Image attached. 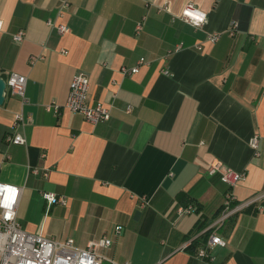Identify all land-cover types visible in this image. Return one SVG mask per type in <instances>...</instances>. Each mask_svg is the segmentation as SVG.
<instances>
[{
    "label": "crops",
    "instance_id": "obj_1",
    "mask_svg": "<svg viewBox=\"0 0 264 264\" xmlns=\"http://www.w3.org/2000/svg\"><path fill=\"white\" fill-rule=\"evenodd\" d=\"M70 3L59 18L58 0H0V77L28 79V103L8 92L0 106V182L23 190V230L79 248L109 235L118 264H264V199L212 229L228 187L209 173L219 161L245 174L233 190L240 204L264 191V0ZM188 5L207 16L203 28L178 18ZM79 75L90 80V103L111 107L108 122L65 109ZM52 104L60 115L46 110ZM15 133L27 144L7 143ZM44 193L67 204L50 206ZM188 206L196 211L180 216ZM214 231L227 245L201 260Z\"/></svg>",
    "mask_w": 264,
    "mask_h": 264
},
{
    "label": "built area",
    "instance_id": "obj_2",
    "mask_svg": "<svg viewBox=\"0 0 264 264\" xmlns=\"http://www.w3.org/2000/svg\"><path fill=\"white\" fill-rule=\"evenodd\" d=\"M60 3L58 17H64L65 13L70 9V0H58ZM184 23L195 28H203L207 22V16L196 9L193 5L185 7L182 15L178 17ZM48 26L55 27L62 35L68 32L66 25H55L52 21H48ZM3 28V22H0V30ZM238 29L236 22L232 23L229 31V36L234 37ZM143 30V23L137 25V32ZM24 32H19L14 35V41L21 43L24 40ZM221 35L214 34L209 40L212 43H217ZM181 47L177 48L180 49ZM35 62V59L32 61ZM144 63V59L140 60V64ZM140 70L135 67L131 72L124 71L129 74H136ZM164 75H170L169 70H163ZM6 81V95L9 92L12 96L19 97L22 104L28 103L26 98V89L28 79L25 76L18 74L9 75ZM90 95V80L79 75L74 78L70 86L65 109L71 113L79 114L92 125H99L108 122L111 119V107L103 103L93 105L89 101ZM47 111H53L56 115H60L61 107L52 104L45 107ZM23 115L16 116V122H22ZM259 136H254L250 145L253 149L259 148ZM6 142L14 145H26V138L15 133L6 137ZM211 175L220 174L221 181L227 185L228 191L225 195L223 210L217 218L212 229L222 227L225 222L238 214L251 204L264 199V191L255 199L246 203H238L237 197L233 193L236 186L246 179V175L238 173L230 168H226L221 162L215 161L209 168ZM30 174L35 176H43L49 178V169L41 170L38 168L30 169ZM22 188L16 185L0 182V264H118L114 259L107 255L113 245L111 236L106 235L99 239L90 241L85 248L75 246L72 240L58 241L52 238L44 237L40 234H32L23 230L18 222V208L22 195ZM44 199L48 205H66L67 199L63 196H58L54 193H44ZM196 211L194 206L180 207L178 213L180 216L191 215ZM123 227L117 226L114 229L115 235H120ZM224 241L216 231H214L206 243L199 248L197 256L204 261H213L211 250L216 247H226ZM128 264V263H127Z\"/></svg>",
    "mask_w": 264,
    "mask_h": 264
},
{
    "label": "water",
    "instance_id": "obj_3",
    "mask_svg": "<svg viewBox=\"0 0 264 264\" xmlns=\"http://www.w3.org/2000/svg\"><path fill=\"white\" fill-rule=\"evenodd\" d=\"M5 98H6V81L2 77H0V106L4 104Z\"/></svg>",
    "mask_w": 264,
    "mask_h": 264
}]
</instances>
